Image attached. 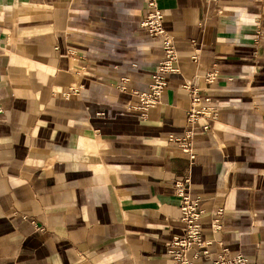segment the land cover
<instances>
[{"label":"crops","instance_id":"crops-1","mask_svg":"<svg viewBox=\"0 0 264 264\" xmlns=\"http://www.w3.org/2000/svg\"><path fill=\"white\" fill-rule=\"evenodd\" d=\"M156 5L177 72L141 118L146 0H0V264H167L185 179L210 242L192 263L264 264V0Z\"/></svg>","mask_w":264,"mask_h":264},{"label":"built area","instance_id":"built-area-1","mask_svg":"<svg viewBox=\"0 0 264 264\" xmlns=\"http://www.w3.org/2000/svg\"><path fill=\"white\" fill-rule=\"evenodd\" d=\"M149 12L146 14L140 27L150 36L160 39V48L162 50V60L159 62L156 71L152 76V81L148 86V90L137 94L138 104L136 111L140 113L141 118L146 117L149 109L160 103V99L164 89L167 86V77L177 72L175 62L177 61L176 50L171 38L167 35L163 28V14L157 9L156 0H146ZM208 80H213L210 76ZM191 109L189 111V121L194 123L198 116L207 112V108L200 106L201 103L208 102V99H201L197 91L191 92ZM187 138H191L190 135ZM181 148L189 153L192 159L190 146L186 139L181 140ZM190 181L176 182L173 186L174 195L180 200V222L183 224L182 235L174 238L170 244L168 254L171 260L167 264H193L188 254L196 249L198 253L206 255L207 247L210 242L206 241L199 220L204 214V210L200 208L199 200L190 197ZM223 215L222 210H218L211 220V229L213 232L221 230L220 218ZM198 253L193 255V258L198 257ZM210 264H248L247 260L241 256H229L227 250L223 249Z\"/></svg>","mask_w":264,"mask_h":264},{"label":"rangeland","instance_id":"rangeland-1","mask_svg":"<svg viewBox=\"0 0 264 264\" xmlns=\"http://www.w3.org/2000/svg\"><path fill=\"white\" fill-rule=\"evenodd\" d=\"M143 21H144V20H143ZM143 21H142V22H143Z\"/></svg>","mask_w":264,"mask_h":264}]
</instances>
